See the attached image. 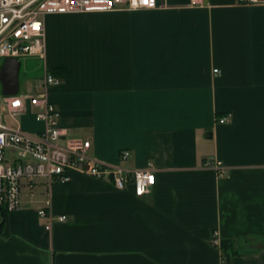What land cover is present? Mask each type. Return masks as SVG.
Here are the masks:
<instances>
[{
    "label": "crops",
    "instance_id": "crops-1",
    "mask_svg": "<svg viewBox=\"0 0 264 264\" xmlns=\"http://www.w3.org/2000/svg\"><path fill=\"white\" fill-rule=\"evenodd\" d=\"M258 1L157 0L149 10L44 17L37 63L41 75L61 72L48 89L61 126L90 141L89 158L127 170L151 161L155 180L142 197L76 171L47 190L44 181L22 187L20 208L6 215L10 236L0 233V264H264ZM211 157L223 174L203 165ZM40 208L67 219L46 230Z\"/></svg>",
    "mask_w": 264,
    "mask_h": 264
},
{
    "label": "built area",
    "instance_id": "built-area-1",
    "mask_svg": "<svg viewBox=\"0 0 264 264\" xmlns=\"http://www.w3.org/2000/svg\"><path fill=\"white\" fill-rule=\"evenodd\" d=\"M157 0H0V59L45 56L44 17L48 14L94 13L114 10L154 9ZM193 2V1H192ZM248 5L258 0H238ZM4 62V61H3ZM2 62V63H3ZM0 62V68L1 64ZM217 73V69H212ZM32 92L3 93L0 80V208L7 213L18 210L22 201V187L30 192L40 181L48 186L65 183L70 173L81 172L94 178L108 179L114 188L124 189L129 184L136 196L150 192L154 184L153 164L147 161L142 169H125L95 158H89L90 141L79 136H70L68 129L60 124V112L49 98L51 87L59 85L61 77L44 69ZM31 112V119L41 128L27 133L19 120ZM227 117L218 118L223 124ZM127 159L130 151H121ZM203 165L223 174L219 160L206 158ZM46 192V191H45ZM47 206L48 199L43 201ZM37 215L46 219L44 229L55 222L66 221L67 216L52 215L45 209ZM213 245L220 239L213 234Z\"/></svg>",
    "mask_w": 264,
    "mask_h": 264
},
{
    "label": "rangeland",
    "instance_id": "rangeland-1",
    "mask_svg": "<svg viewBox=\"0 0 264 264\" xmlns=\"http://www.w3.org/2000/svg\"><path fill=\"white\" fill-rule=\"evenodd\" d=\"M27 58L20 57V68L18 71V93H30L33 90V86L35 83H38V79L41 76V70L38 66L37 57H28ZM26 60V63H25ZM4 60L0 59L2 63ZM31 112L29 111L28 115L22 116L19 120L22 123L23 129L29 133L35 130L36 122L31 119ZM36 188V187H35Z\"/></svg>",
    "mask_w": 264,
    "mask_h": 264
},
{
    "label": "water",
    "instance_id": "water-1",
    "mask_svg": "<svg viewBox=\"0 0 264 264\" xmlns=\"http://www.w3.org/2000/svg\"><path fill=\"white\" fill-rule=\"evenodd\" d=\"M19 61L16 58H6L1 64L0 80L2 82L3 93L14 94L18 89V69Z\"/></svg>",
    "mask_w": 264,
    "mask_h": 264
},
{
    "label": "trees",
    "instance_id": "trees-1",
    "mask_svg": "<svg viewBox=\"0 0 264 264\" xmlns=\"http://www.w3.org/2000/svg\"><path fill=\"white\" fill-rule=\"evenodd\" d=\"M52 74H60V70H51ZM0 212H1V222H0V233L3 235V237H9L10 233L8 231V217H6L7 212L2 210V208H0Z\"/></svg>",
    "mask_w": 264,
    "mask_h": 264
},
{
    "label": "snow or ice",
    "instance_id": "snow-or-ice-1",
    "mask_svg": "<svg viewBox=\"0 0 264 264\" xmlns=\"http://www.w3.org/2000/svg\"><path fill=\"white\" fill-rule=\"evenodd\" d=\"M144 3H148V0H144Z\"/></svg>",
    "mask_w": 264,
    "mask_h": 264
}]
</instances>
